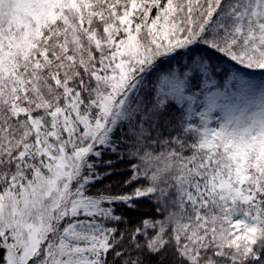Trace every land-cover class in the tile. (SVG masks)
<instances>
[{
	"label": "snow or ice",
	"instance_id": "obj_1",
	"mask_svg": "<svg viewBox=\"0 0 264 264\" xmlns=\"http://www.w3.org/2000/svg\"><path fill=\"white\" fill-rule=\"evenodd\" d=\"M0 264H264V0H0Z\"/></svg>",
	"mask_w": 264,
	"mask_h": 264
},
{
	"label": "trees",
	"instance_id": "obj_2",
	"mask_svg": "<svg viewBox=\"0 0 264 264\" xmlns=\"http://www.w3.org/2000/svg\"><path fill=\"white\" fill-rule=\"evenodd\" d=\"M201 52H204L205 54H207L203 48L201 49ZM197 54H199V53H197ZM214 62H216V61H214ZM187 63H189V55L185 53L181 56H177L172 61H166L163 65H161L160 70L161 71L167 70V68L169 67V64H171V66H173V67L179 68L181 65L187 64ZM220 68H221V72H223L225 69H227V70H229V74H230V72L233 68V65L230 63H220ZM247 71L255 73L254 77H249V78L255 79V80H259L261 78L260 70H247ZM125 167H126V165H123V164L120 165V168H122V169ZM119 179H121V177H111V178H109V180L104 181V183H109L110 181H115V180H119ZM98 186H100V185H98ZM147 208H148V206L145 205L144 210H147ZM132 216H133V218H135V214H132Z\"/></svg>",
	"mask_w": 264,
	"mask_h": 264
}]
</instances>
